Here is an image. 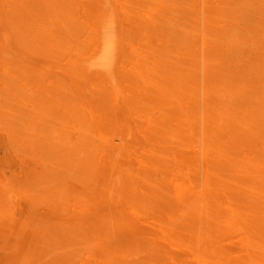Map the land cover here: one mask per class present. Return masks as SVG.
Segmentation results:
<instances>
[{"label":"bare ground","instance_id":"1","mask_svg":"<svg viewBox=\"0 0 264 264\" xmlns=\"http://www.w3.org/2000/svg\"><path fill=\"white\" fill-rule=\"evenodd\" d=\"M0 120V264H264V0H0Z\"/></svg>","mask_w":264,"mask_h":264},{"label":"rangeland","instance_id":"2","mask_svg":"<svg viewBox=\"0 0 264 264\" xmlns=\"http://www.w3.org/2000/svg\"><path fill=\"white\" fill-rule=\"evenodd\" d=\"M11 128L12 127L9 123L6 125L3 121L0 120V130L3 131L5 135H8V131L11 132ZM243 148L244 150L247 149L249 151L248 146H245ZM199 151H203V150L201 149ZM15 172L17 173V171ZM212 186H214L215 188V185L212 184ZM211 201L214 203L213 200ZM214 204H217V203H214ZM177 232H181V230H177ZM244 236L245 234H242L241 231L235 230L233 232L228 231L227 234L221 238L219 244L220 246L223 247L224 252L227 254V257H226L227 259L224 261V264H243L244 260L246 259L244 257L246 255L245 253L246 251L245 252L243 251V246L246 248V243L245 245L243 243ZM197 259L201 261L200 256H196L192 259H188L187 256H183L180 258L179 262L180 264H185V263L199 264L197 262Z\"/></svg>","mask_w":264,"mask_h":264}]
</instances>
